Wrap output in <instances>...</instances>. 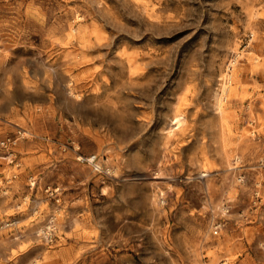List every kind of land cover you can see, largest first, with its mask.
I'll list each match as a JSON object with an SVG mask.
<instances>
[{"label":"rangeland","instance_id":"374dc122","mask_svg":"<svg viewBox=\"0 0 264 264\" xmlns=\"http://www.w3.org/2000/svg\"><path fill=\"white\" fill-rule=\"evenodd\" d=\"M4 137L0 264H264V0H0Z\"/></svg>","mask_w":264,"mask_h":264},{"label":"built area","instance_id":"2783aa9c","mask_svg":"<svg viewBox=\"0 0 264 264\" xmlns=\"http://www.w3.org/2000/svg\"><path fill=\"white\" fill-rule=\"evenodd\" d=\"M16 138L15 137H4L1 141H0V147L3 149H9L10 147H12L13 145H15L16 143ZM11 224V223H10ZM9 225V224H8ZM48 225V224H47ZM47 228V232L46 234L50 235L49 233L54 229V223L53 221L49 222V225L46 226ZM217 232V226L214 229V233Z\"/></svg>","mask_w":264,"mask_h":264},{"label":"bare ground","instance_id":"6f19581e","mask_svg":"<svg viewBox=\"0 0 264 264\" xmlns=\"http://www.w3.org/2000/svg\"><path fill=\"white\" fill-rule=\"evenodd\" d=\"M236 62V61H235ZM230 64V63H229ZM234 63L233 62H231V66L233 65ZM226 75V74H225ZM229 83V78L226 80V81H224V83L222 84V86H221V92H222V94H223V92H225V89L227 88V84ZM222 94H220V100H219V105H220V103L222 102L221 101V95ZM173 118H175L174 120H173V122H172V125H175V124H179L180 123V119L181 118H178L177 117V115H175ZM172 125L170 126V129H169V131L168 132H170L171 133V131H172ZM176 126V125H175ZM177 127V126H176ZM51 221H52V219H51ZM48 226V225H47Z\"/></svg>","mask_w":264,"mask_h":264}]
</instances>
